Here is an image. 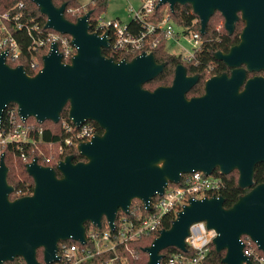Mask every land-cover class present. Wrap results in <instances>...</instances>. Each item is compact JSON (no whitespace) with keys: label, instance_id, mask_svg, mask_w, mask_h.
<instances>
[{"label":"water","instance_id":"obj_1","mask_svg":"<svg viewBox=\"0 0 264 264\" xmlns=\"http://www.w3.org/2000/svg\"><path fill=\"white\" fill-rule=\"evenodd\" d=\"M46 17L45 29L68 35L76 53L69 64L61 62L57 45L42 56V68L29 76L22 66L11 68L0 55V121L9 104L17 107L22 121L59 122L68 106V118L76 126L93 122L101 130L77 153L85 161L66 156L56 168L33 159L25 165L33 180L31 195L9 199L8 169L0 156V264L21 258L25 264L56 260L57 243L84 242V224L110 228L118 210L127 212L133 199L149 209L155 195L180 175L202 172L221 175L238 172V187L251 188L230 208L222 196L190 199L168 229L160 230L143 249L147 264H160L167 248L185 252L189 227L205 222L216 232L212 244L224 252L223 264L249 263L240 237H249L264 253V182L253 187L254 168L264 162V78H246L247 72L264 71V0H160L156 8L189 5L205 34L214 13L232 34L235 23L244 27L239 44L214 59L230 69L212 76L204 94L187 98L198 80L187 76L183 65L174 69L170 86L153 91L143 88L164 69L152 53L127 61L103 56L107 33L89 32L91 11L70 22L65 4L30 0ZM60 174V177L57 176Z\"/></svg>","mask_w":264,"mask_h":264},{"label":"built area","instance_id":"obj_2","mask_svg":"<svg viewBox=\"0 0 264 264\" xmlns=\"http://www.w3.org/2000/svg\"><path fill=\"white\" fill-rule=\"evenodd\" d=\"M140 1L141 6L137 10L131 11L132 18L130 19L140 23L141 29L138 33L127 29L126 24H121L119 21L105 23L97 19L93 33L98 36L107 33L108 49L111 56L117 55L120 60H126L127 56L135 57L143 52L149 53L159 42L155 36L160 35L166 39V44L170 42L180 46L179 39L174 38L177 33H180V37L187 38L190 50L186 52L181 47L185 54L184 56L178 55L186 60L194 59L202 45L199 30L186 34V29L179 27L180 31H175L174 24L168 16V6H165L164 16L159 20L152 21V15L160 0ZM19 7H22V4H19ZM76 10L69 9L68 13L79 15ZM21 17L20 14L12 15L10 11L0 12V55H5V63L8 66H10L9 61H15L21 54L19 43L14 36V32L21 29L32 40L29 50L38 51L46 48L45 54H47L50 46L56 44L57 51L61 55V62L70 63L76 53L70 36L54 31L43 33L38 30L37 25L30 27L28 22H20ZM29 66L34 75L42 68L35 57L31 59ZM5 110V118L0 121V156L8 145H17L20 150L19 157L25 165L36 159L39 165L55 169L63 160L60 156L66 147H73L77 151V147L81 143L89 142L99 134L92 122L87 121L76 126L69 118L61 119L59 122L62 132L65 134L64 140L58 144L42 143V127L36 126L35 123H27V120L22 121L18 115L17 107H6ZM34 136L37 137V140H34ZM24 144L31 146L28 153L22 151L21 145ZM38 146L58 147V154L45 156ZM221 187V177L215 175L214 172L210 175H205L202 172L181 174L179 183L168 184L162 195L157 194L151 198L149 209L139 199H133L126 213L118 210L113 228L109 227L106 220L105 223H102L101 220L99 228L90 222L85 223L84 242L59 241L55 252L56 260L51 264H130L129 259L132 256L130 243L153 236L156 238L160 230L165 229L163 227L165 217L172 215L175 218L190 199L219 196ZM215 237L216 232L213 229H208L205 222L193 223L189 227L188 236L185 239L186 251H177L163 257L160 264H204ZM240 240L242 253L249 261V263L243 264H264V253L258 249L255 242L245 235H242ZM20 263H24V261L21 259Z\"/></svg>","mask_w":264,"mask_h":264},{"label":"trees","instance_id":"obj_3","mask_svg":"<svg viewBox=\"0 0 264 264\" xmlns=\"http://www.w3.org/2000/svg\"><path fill=\"white\" fill-rule=\"evenodd\" d=\"M55 7H60L65 4L64 17L70 22H75L79 15H72L68 13L69 9H77L78 0H52ZM22 4V7H19ZM108 4V0H90L88 3V10L91 11V15L88 20L89 32H94V27L100 14H102ZM160 8H156L153 18L156 20L160 19ZM10 11L12 15L20 14V22H28L29 26H38V30L43 33L50 32L51 30L45 29L46 17L42 15L38 7L30 0H0V12ZM168 16L174 25L186 29L185 33L196 32L200 28L199 20L197 16L192 12L189 5H175L174 10L171 12L168 10ZM223 23V18L219 13H214L209 19L205 34L201 35L202 45L200 50L195 54V58L191 60L183 59L181 55H172L166 51V39L160 35L155 36L159 39V42L155 48H153L149 53H152L154 60L157 64H165L163 71L152 81L143 84V88L149 91H153L155 88L160 86H170L174 77V69L177 65H183L186 70L187 76H198L197 82L186 94L187 98L199 97L204 94V84L205 81L212 76H218L222 73H229V68L225 66L221 61L214 59L213 55L216 52L227 53L228 50L238 43L240 33L244 27L242 21H237L235 23L234 30L232 34H228L224 26L217 28V25ZM127 29L138 33L141 29L140 23L134 20H129L126 23ZM36 36V33L33 31ZM14 36L19 43L21 54L13 62L9 61L11 67L22 66L29 76H34V72L30 70V61L32 58H36L40 65L42 66V56L46 53V48L40 49L38 51L29 50L32 40L26 35L24 30H16ZM103 56L107 58H113L115 61H119V56H111L109 49L102 50ZM134 56H127L126 60L129 61ZM14 104H9L7 108H15ZM5 112H3L1 120L5 118ZM68 119V106H65L61 113L60 119ZM27 123H35L36 126H40L43 129L41 135L42 143H61L65 134H63L60 127V122L54 124L50 121H45L43 123L37 124L33 118H29ZM93 123V122H92ZM99 134L102 130L93 123ZM34 140L37 137L34 136ZM30 145H21L22 151L28 153L30 150ZM4 162L8 169L7 173V183L12 186L13 191L9 195L10 200H14L20 197L28 196L32 194L33 191V180L27 174L25 170V163L21 161L19 155L20 150L17 145H8L3 151ZM72 155L73 162L85 161V159L77 153L73 147H66L60 158L64 159L66 156ZM215 175H219L222 181V187L219 191V195L224 199V207L230 208L237 201L239 196L249 192L251 188L241 189L238 187V172L236 170L230 172L228 175H220L216 170ZM60 177V174L57 173ZM264 182V162L259 163L254 168L253 174V187ZM19 193V195H17ZM174 217L167 216L164 218L163 227L168 229ZM102 223H105V219L102 218ZM154 239L153 237L143 238L139 241L130 243L129 247L132 249V256H130V264H147L148 256L143 252V249L150 246ZM178 250L175 248H167L161 252L163 257H166L172 253H176ZM188 253V252H187ZM224 256V252L217 253L214 246H210L208 257L204 264H223L221 262ZM36 259L40 262L43 261L42 249L36 251ZM21 258H15L12 262H6L4 264H24L20 263ZM43 264V263H42ZM89 264V263H85Z\"/></svg>","mask_w":264,"mask_h":264},{"label":"rangeland","instance_id":"obj_4","mask_svg":"<svg viewBox=\"0 0 264 264\" xmlns=\"http://www.w3.org/2000/svg\"><path fill=\"white\" fill-rule=\"evenodd\" d=\"M90 0H78V7H77V14L79 17L85 15L88 10V3ZM140 0H108L107 7L105 11L99 15L98 19L102 20L103 22L107 23L109 21H119L121 24H126L132 18L131 11L137 10L141 6ZM165 6H162L160 10V17L164 16L165 14ZM152 21H156V18H152ZM223 23L217 25V28H221ZM175 31L179 32L180 28L174 25ZM175 39H179L180 46L176 45L175 43H168L166 44V51L172 55L181 54L184 56L185 51L188 52L190 50V44L186 37H180V33H177L174 36ZM183 47L184 50L181 48ZM39 150L47 155H56L58 154V147L52 148H44L42 146H38Z\"/></svg>","mask_w":264,"mask_h":264},{"label":"flooded vegetation","instance_id":"obj_5","mask_svg":"<svg viewBox=\"0 0 264 264\" xmlns=\"http://www.w3.org/2000/svg\"><path fill=\"white\" fill-rule=\"evenodd\" d=\"M237 44H239V41H238V43ZM237 44H235V45H237ZM234 45V46H235ZM229 51V50H228ZM229 71H230V69H229ZM262 77V78H264V71H259V72H247V75H246V78L247 79H250V78H253V77ZM189 77H191V76H189Z\"/></svg>","mask_w":264,"mask_h":264}]
</instances>
